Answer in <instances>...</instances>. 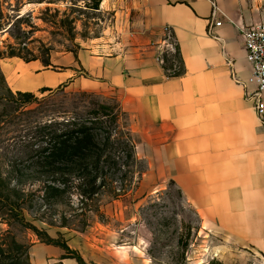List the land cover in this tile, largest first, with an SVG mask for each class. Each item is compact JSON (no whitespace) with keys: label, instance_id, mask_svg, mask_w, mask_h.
Returning a JSON list of instances; mask_svg holds the SVG:
<instances>
[{"label":"rangeland","instance_id":"obj_1","mask_svg":"<svg viewBox=\"0 0 264 264\" xmlns=\"http://www.w3.org/2000/svg\"><path fill=\"white\" fill-rule=\"evenodd\" d=\"M246 1L264 18V0ZM93 2L0 0V264L62 263L40 255L55 244L66 245L85 264H264L260 255L238 256L222 244L221 235L201 223L158 147L131 131L116 95L93 90L82 73L71 72H66L70 79L50 91L36 88L35 73L78 72L76 61L52 65L65 56H76L79 50L114 52L104 41L119 42L125 9L111 0H100L96 10L88 8ZM10 51L16 56L8 57ZM24 58L36 59L34 68L28 71L31 61ZM164 62L167 68L174 65L169 74L182 72L174 46ZM100 105L110 113L101 118L100 127L116 137L130 135L134 157L125 163V152L120 153L121 171L91 201L80 202L71 190L65 203L47 204L42 199L44 178L27 168L29 149L40 141L38 130L50 119L82 121L93 111L101 117Z\"/></svg>","mask_w":264,"mask_h":264},{"label":"crops","instance_id":"obj_2","mask_svg":"<svg viewBox=\"0 0 264 264\" xmlns=\"http://www.w3.org/2000/svg\"><path fill=\"white\" fill-rule=\"evenodd\" d=\"M111 1L125 9L119 42L104 41L114 52L79 50L65 56L52 65L76 61L78 72L35 73L36 88L61 85L71 72L82 73L93 90L116 95L131 131L158 147L201 223L238 256L262 257L264 129L227 62L233 61L240 80L248 78L243 43L231 22L248 25L264 18L246 0H216L220 13L212 20L208 0ZM210 21L220 26L207 33ZM171 45L181 60L179 74H169L174 65L167 68L164 62ZM36 63H26L27 70ZM40 255L61 260L63 251L48 247Z\"/></svg>","mask_w":264,"mask_h":264},{"label":"trees","instance_id":"obj_3","mask_svg":"<svg viewBox=\"0 0 264 264\" xmlns=\"http://www.w3.org/2000/svg\"><path fill=\"white\" fill-rule=\"evenodd\" d=\"M99 2L94 0L88 8L98 9ZM7 56L16 55L10 51ZM24 59L27 62L36 60ZM50 90L42 89V92ZM99 108L104 110L101 117H98L99 112L93 111L92 117L82 121L73 118H63L61 121L50 119L38 130L40 141L35 148L29 149L31 164L27 168H32L40 178H44L42 199L47 204L65 203V193L71 190L77 192L80 202L91 201L109 185V177L121 171L124 162L120 153L125 152V163L134 157V143L130 135L116 137L106 126L100 127L104 125L100 122L103 121L101 118H108L110 113H105V110H109L107 106L100 105ZM113 123H116V118H113ZM17 172L21 175L20 170L17 169ZM54 246L65 252L61 260L75 259L77 264H85L66 245Z\"/></svg>","mask_w":264,"mask_h":264},{"label":"built area","instance_id":"obj_4","mask_svg":"<svg viewBox=\"0 0 264 264\" xmlns=\"http://www.w3.org/2000/svg\"><path fill=\"white\" fill-rule=\"evenodd\" d=\"M211 6L210 19H214L220 10L216 0H208ZM238 37L241 39L244 48V59L249 68V76L240 80L233 67V61L229 60L227 65L230 71L231 79L244 90L245 100L252 105L258 125L264 129V21L248 24L234 25ZM220 23H209L207 33L211 32L213 27H219ZM168 31L167 28L164 29ZM169 51H173V46H169ZM175 51V48H174ZM264 259V255L262 256ZM264 261V260H263Z\"/></svg>","mask_w":264,"mask_h":264},{"label":"bare ground","instance_id":"obj_5","mask_svg":"<svg viewBox=\"0 0 264 264\" xmlns=\"http://www.w3.org/2000/svg\"><path fill=\"white\" fill-rule=\"evenodd\" d=\"M216 253V252H215Z\"/></svg>","mask_w":264,"mask_h":264}]
</instances>
